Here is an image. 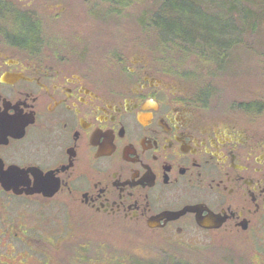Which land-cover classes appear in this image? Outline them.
<instances>
[{
	"label": "flooded vegetation",
	"instance_id": "flooded-vegetation-1",
	"mask_svg": "<svg viewBox=\"0 0 264 264\" xmlns=\"http://www.w3.org/2000/svg\"><path fill=\"white\" fill-rule=\"evenodd\" d=\"M66 12L63 0H0V205L68 240L52 255L61 232L45 240L20 222L21 234L0 230V264L10 244L24 245L22 264H126L111 243L66 234L122 227L186 245L224 235L264 256V94L215 109L143 59L126 63L125 48L100 70L84 43L57 40Z\"/></svg>",
	"mask_w": 264,
	"mask_h": 264
},
{
	"label": "rangeland",
	"instance_id": "rangeland-1",
	"mask_svg": "<svg viewBox=\"0 0 264 264\" xmlns=\"http://www.w3.org/2000/svg\"><path fill=\"white\" fill-rule=\"evenodd\" d=\"M153 1L155 0H63L67 14L52 30L58 32L57 37H61L57 39L58 41L66 37L64 47L68 52L79 51L80 42L84 43L82 46H88L91 42L90 47L99 52L98 56H94L89 48L81 46V49L85 48L91 53L88 63L96 62L100 70L108 68L111 63V57L104 54L106 51L109 54L112 52L111 48H125L130 60L127 55L126 63L131 64V61L136 60L137 57L143 59L152 69L171 74L183 86L191 88L202 100H207L215 109L238 110L241 102L251 101L254 96L264 94V17L260 26L258 21L254 24L252 21L248 24H240L237 27L233 25L236 31L226 46L229 50L228 53H224V61H220L219 64L212 59L207 49L205 51L191 45L179 47L178 42L176 45L173 41L171 42L173 46L162 44L163 40L157 29L142 24L150 7L154 5ZM254 4L256 5V8H253L254 12L259 10L264 12V0H254ZM198 16L193 15L191 19L199 23L201 20L204 22V17ZM212 17L207 18L206 25L212 31L217 26L214 20L225 21V24L231 28L230 19L220 15L217 19L215 16ZM93 27L96 32L94 38L90 37L91 32H89ZM220 28H225V25L220 24ZM65 29L68 31L65 32ZM206 30L202 28V32L193 36L196 41L204 44ZM74 33L77 34L76 37ZM220 37V40L225 39V35ZM56 54L65 55L61 49H58ZM73 59L71 57L72 62L75 63ZM101 73L104 78L112 77L108 70L99 72ZM16 213L9 208H1L0 205V230L21 234V231L13 230L12 227L22 222L35 227L31 229L32 233L37 237L42 234L43 236L40 237L45 240L61 232L60 238L64 240L56 244L57 247L52 251V255L58 254L61 246L68 242L67 237H63L64 231L53 230L57 225L25 213H23L24 220L18 221ZM56 219L60 223L61 220L58 217ZM46 223L49 230L45 229ZM122 228L115 231L107 229L99 231L93 228L92 231L86 232L68 229L66 234L68 239L74 238L76 233L78 235L83 233L84 237L93 240L91 243H100L98 240L111 243L102 247L107 250L111 247L114 255L126 254L130 258L126 264H264V256L259 255L253 247L242 244L241 239L238 244H232L228 236L230 242L224 240V235L213 234L212 238L221 242L201 240L186 245L180 240L177 241L178 238L174 242L167 241L160 233L150 234L136 228ZM6 238L5 236L3 245L6 243ZM23 246V244L14 248L11 244L8 247L2 246V250L8 253L16 251L12 259L6 255L2 256L4 264H22L25 248ZM99 248H101L100 244L98 248L93 247L89 251L90 256L95 258L97 251L100 254Z\"/></svg>",
	"mask_w": 264,
	"mask_h": 264
},
{
	"label": "trees",
	"instance_id": "trees-1",
	"mask_svg": "<svg viewBox=\"0 0 264 264\" xmlns=\"http://www.w3.org/2000/svg\"><path fill=\"white\" fill-rule=\"evenodd\" d=\"M153 1L154 5L150 7L146 19L142 24L148 28H156L162 38V44H174L190 47L198 46L199 48L209 50L212 59L215 62L224 61V53L229 49L226 47L231 41V36L236 31L234 24L237 26L258 21L259 26L264 17L263 10L254 12L256 8L254 0H161ZM193 15L204 17V22H196L191 19ZM222 16L230 19L231 28L225 24V21H216V28L212 31L207 28V18ZM236 17V19H234ZM256 19V20H255ZM209 21V20H208ZM224 24L225 28H220ZM142 26V25H141ZM206 28L207 37L205 36L204 44L196 41L194 35L202 32ZM191 34V35H190ZM225 35V39L220 40V36ZM193 37V38H192ZM227 37V38H226ZM178 42V44H177ZM228 53V52H227ZM227 55V54H226ZM220 64V63H219Z\"/></svg>",
	"mask_w": 264,
	"mask_h": 264
},
{
	"label": "water",
	"instance_id": "water-1",
	"mask_svg": "<svg viewBox=\"0 0 264 264\" xmlns=\"http://www.w3.org/2000/svg\"><path fill=\"white\" fill-rule=\"evenodd\" d=\"M201 223V222H200Z\"/></svg>",
	"mask_w": 264,
	"mask_h": 264
}]
</instances>
